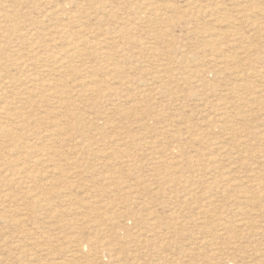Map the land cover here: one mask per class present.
Listing matches in <instances>:
<instances>
[{
	"label": "rangeland",
	"instance_id": "1",
	"mask_svg": "<svg viewBox=\"0 0 264 264\" xmlns=\"http://www.w3.org/2000/svg\"><path fill=\"white\" fill-rule=\"evenodd\" d=\"M0 17L18 136L0 155L27 170L0 163V264H264V0H0Z\"/></svg>",
	"mask_w": 264,
	"mask_h": 264
},
{
	"label": "bare ground",
	"instance_id": "2",
	"mask_svg": "<svg viewBox=\"0 0 264 264\" xmlns=\"http://www.w3.org/2000/svg\"><path fill=\"white\" fill-rule=\"evenodd\" d=\"M93 2H94V1H93ZM50 6H51V5H50ZM56 6H57V5H56ZM102 7H103V6H102ZM219 7H221V6H219ZM51 8H52V7H51ZM99 9L101 10L102 8H99ZM104 9H106V8H104ZM107 9H108V8H107ZM56 10H57V9H56ZM63 10H64V9H63ZM211 10H212V9H211ZM1 11H2V9H1ZM3 11H5V9H4ZM53 11H54V10H53ZM213 11H214V9H213ZM213 11H211V12H213ZM63 12H64V11H63ZM204 12H205V11H204ZM2 13H3V12H2ZM49 13H50V12H49ZM52 13H54V12H52ZM59 13H61V11H60ZM55 14H56V11H55ZM64 14H66V13H64ZM108 14H109V13H108ZM44 15H45V14H44ZM7 16H8V14H7ZM54 16L56 17V15H54ZM64 16H65V15H64ZM66 16H67V15H66ZM68 16H71L70 13H69ZM44 17H45V16H44ZM44 17H43V18H44ZM47 18H48V17H47ZM56 18H57V17H56ZM78 18H82V17H78ZM0 19H3V17H2V18L0 17ZM61 20H62V19H61ZM71 21H75V23H77L76 20H71ZM80 21H81V20H80ZM65 22H66V19H65ZM69 22H70V21H69ZM62 24H63V22H62ZM67 24H68V23H67ZM71 24H72V23H71ZM71 24H69V25H71ZM73 25H74V24H73ZM74 26H75V25H74ZM62 27H63V26H62ZM62 27H60V29H61ZM78 27H80V26H78ZM63 28H65V27H63ZM85 28H86V27H85ZM101 28H102V27H101ZM7 29H8V28H7ZM11 29H12V28H11ZM60 29H59V30H60ZM82 29H83V28H82ZM93 29H94V28H93ZM103 29H104V28H103ZM75 30H77V29H75ZM78 30H79V29H78ZM98 31H100V30L95 31V33L98 32ZM9 32H11V31H9ZM13 32H14V31H13ZM62 32H63V31H62ZM22 33H23V32H22ZM60 33H61V32H60ZM68 33H69V32H68ZM79 33H80V32H79ZM102 33H103V32H102ZM111 33H112V31H111ZM50 34H51V33H50ZM96 34H97V33H96ZM52 35H53V33H52ZM58 35H59V33H58ZM108 35H110V34H108ZM25 36H26V35H25ZM25 36H23V37H25ZM70 36H71V35H70ZM49 37H51V36H49ZM52 37H53V36H52ZM56 37H57V35H56ZM71 37H73V36H71ZM19 38H20V37H19ZM69 38H70V37H69ZM3 39H5V38L3 37ZM54 39H55V38H54ZM71 39H72V38H71ZM82 39H83V38H82ZM86 39H87V38H86ZM6 40H7V39H6ZM69 40H70V39H69ZM79 40H80V39H79ZM7 41H8V40H7ZM74 41H75V40H74ZM48 42H49V41H48ZM57 42H59V41H57ZM61 42H63V40H62ZM66 42H67V41H66ZM66 42H65V45L67 44ZM76 42H77V41H76ZM79 42H80V41H79ZM83 42H84V41H83ZM85 42H86V41H85ZM92 42H93V41H92ZM50 43H51V41H50L48 44L50 45ZM63 43H64V42H63ZM87 43H88V44H89V43L91 44L90 41H89V42H86V46L88 45ZM45 44H46V43H45ZM56 44H57V43H56ZM100 44H101V43H100ZM0 45H1V44H0ZM35 45L38 46V44H35ZM39 45H41V44H39ZM49 45H48V46H49ZM72 45H74L75 49L78 48V44H77V43H74V42H73ZM29 46H30V45H29ZM50 46H51V45H50ZM68 46H69V45H68ZM89 46H90L91 48H94V47H95L96 50H98V49L101 48V47L99 48V47H98V44H95V42L92 43V44L89 45ZM101 46H102V44H101ZM32 47H33V45H32ZM39 47H40V46H39ZM66 47H67V46H66ZM72 47H73V46H72ZM47 48L49 49V47H47ZM83 48H84V46H83ZM31 49H32V48H31ZM34 49H35V48H34ZM38 49H40V48H38ZM69 49H70V47H69ZM44 50H46V49H44ZM64 50H67V49H64ZM64 50H63V51H64ZM77 50L79 51V49H77ZM100 50H101V49H100ZM104 50H107V49H104ZM108 50H109V49H108ZM31 51H33V50H31ZM63 51H62V52H63ZM72 51H73V50H72ZM72 51H71V52H72ZM28 52H29V50H28ZM28 52H26V53H28ZM46 52H47V51H46ZM48 52H49V51H48ZM59 52H60V51H59ZM69 52H70V50H69ZM69 52H68V53H69ZM71 52H70V53H71ZM83 52H84V51H83ZM108 52H109V51H108ZM15 53H16V52H15ZM15 53H14V54H15ZM22 53H24V52H22ZM101 53H102V52H101ZM109 53H110V52H109ZM109 53H102V54H103L104 56L107 57V56H110ZM17 54H18V53H17ZM60 54H61V52H60ZM75 54H80V55H81V53H79V52H76ZM102 54H101V55H102ZM110 54H111V53H110ZM37 55H38V54H37ZM46 55H47V54H46ZM49 55H50V54H49ZM52 55H53V53H52ZM56 55H57V54H56ZM83 55H84V54H83ZM20 56H21V55H20ZM39 56H40V55H39ZM39 56H38V60H39ZM66 56H68V55H66ZM22 57H23V56H21V58H22ZM35 57H36V56H35ZM41 57H44V55H43V56L41 55ZM61 57H62V56H61ZM61 57H60V58H61ZM221 57H222V56H221ZM24 58H25V57H24ZM32 58H33V57H32ZM32 58H30V59H32ZM51 58H52V57H51ZM63 58H64V57H63ZM223 58L225 59V57H223ZM9 59H10V58H9ZM52 59H53V58H52ZM21 60H22V59H21ZM36 60H37V59H36ZM40 60H41V59H40ZM43 60H44V59H43ZM53 60H54V59H53ZM55 60H56V59H55ZM58 60H59V59H58ZM61 61L63 62L64 60L62 59V60H60V62H61ZM223 61H224V60H223ZM223 61H220V62H223ZM35 62H37V61H35ZM233 62H234V61H233ZM27 63H28V62H27ZM27 63H23V64H27ZM37 64H38V63H37ZM39 64H41V63H39ZM43 64H44V63H43ZM49 64H50V63H49ZM55 64H56V63H55ZM161 64H162V63H161ZM215 64H216V63H215ZM235 64H236V63H235ZM6 65H7V64H6ZM33 65H34V63H33ZM59 65L62 66V69H64V68L67 69L68 67L71 66V65H69L68 62L61 63V64H59ZM217 65H218V64H217ZM217 65H216V67H217ZM11 66H12V65H11ZM30 66H31V65H30ZM37 66H39V65H37ZM54 66H55V65H54ZM107 66H109V65H107ZM161 66H162V65H161ZM212 66H214V65L212 64ZM219 66H220V65H219ZM21 67H23V66H21ZM41 67H43V66H41ZM51 67H52V66H51ZM214 67H215V66H214ZM233 67H234V66H233ZM5 68H6V67H5ZM27 68H28V67H27ZM44 68H45V67H44ZM53 68H54V67H53ZM53 68H52V69H53ZM70 68H71V67H70ZM48 69H49V68H48ZM57 69H58V68H57ZM59 69H60V68H59ZM228 69H229V68H228ZM216 70L218 71V68H217ZM6 71H7V70H6ZM51 71H52V70H51ZM94 71H95V70H94ZM29 73H30V72H29ZM44 73L46 74V73H49V72H44ZM50 73H52V72H50ZM50 73H49V74H50ZM56 73H57V72H56ZM218 73H219V72H218ZM218 73H217V74H218ZM221 73H222V72H221ZM230 73H231V72H230ZM234 73H235V72H234ZM236 73H237V72H236ZM33 74H34V72H33ZM33 74H31V75H33ZM35 74H36V73H35ZM61 74H62V73H61ZM81 74H82V73H81ZM27 75H28V73H27ZM37 75H39V74H37ZM78 75H80V74H78ZM158 75H159V74H158ZM236 75H237V74H235V76H236ZM3 76H4V75H3ZM3 76H2V77H3ZM33 76H34V75H33ZM33 76H32V77H33ZM59 76H60V75H59ZM61 76H62V75H61ZM159 76H160V75H159ZM0 77H1V76H0ZM2 77H1V78H2ZM62 77H63V76H62ZM1 78H0V79H1ZM35 78H36V77H35ZM37 78H38V77H37ZM37 78H36V79H37ZM50 78H52V77H50ZM57 78H59V77H57ZM236 78H237V77H236ZM22 79H23V78H22ZM38 79H39V78H38ZM60 79H61V78H60ZM62 79H63V78H62ZM94 79H95V78H94ZM160 79H161V78H160ZM2 80H3V79H2ZM9 80H10V79H9ZM24 80H25V79H24ZM26 80H27V78H26ZM46 80L49 81V79H46ZM84 80L86 81V79H84ZM89 80H90V79H89ZM10 81H11V80H10ZM44 81H45V80H44ZM0 82H1V81H0ZM14 82H15V81H14ZM28 82H31V83H29V84L32 85V82H33V81L29 80ZM35 82H36V81H35ZM39 82H41V81H39ZM49 82H50V81H49ZM55 82H57V81H55ZM58 82H59V81H58ZM63 82H64V80H63ZM63 82H62V83H63ZM96 82H97V81H96ZM12 83H13V82H12ZM42 83H43V81H42ZM44 83H45V82H44ZM46 83H47V81H46ZM90 83H92V84L94 83V84H95V81L90 82ZM2 84H3V83H2ZM9 84H10V83H9ZM9 84H8V85H9ZM33 84H34V83H33ZM36 84H37V82H36ZM49 84H50V83H49ZM99 84H100V83H99ZM237 84H238V83H237ZM237 84H235V86H236ZM239 84H240V83H239ZM25 85H26V84H25ZM100 85H101V84H100ZM100 85H99L98 87H96L95 89H93V88L91 87L92 90H93V92L95 91V92H97V93H100L102 90H104L103 87L100 86ZM104 85H105V84H104ZM26 86H28V85H26ZM35 86H36V85H35ZM53 86H54V85H53ZM55 86H57V85H55ZM93 86H95V85H93ZM105 86H107V85H105ZM237 86H238V85H237ZM240 86H241V85H240ZM37 87H38V86H37ZM48 87H49V86H48ZM58 87H59V86H58ZM25 88H27V87H25ZM52 88H54V87H52ZM31 89H32V88H31ZM33 89H36V88H33ZM33 89H32V90H33ZM41 89H42V88H41ZM4 90L7 91L8 89H4ZM47 90H48V89H47ZM47 90H46V91H47ZM231 90H232V89H231ZM23 91H25V90H23ZM27 91H28V90H27ZM27 91H26V92H27ZM29 91H30V90H29ZM35 91H37V90H35ZM39 91H40V90H39ZM0 92H1V88H0ZM2 92H5V91H2ZM6 93H7V92H6ZM14 93H15V92H14ZM23 93H24V92H23ZM41 93H43V92H41ZM48 93H49V92H48ZM55 93H56V92H55ZM1 94H2V93H1ZM26 94H27V93H26ZM44 94H45V93H44ZM235 94H236V93H235ZM4 95H5V94H4ZM7 95H11V94H7ZM16 95H18V94H16ZM27 95H28V94H27ZM29 95H30V94H29ZM29 95H28V96H29ZM35 95H36V94H35ZM93 95H94V94H93ZM21 96H22V95H21ZM32 96H33V95H32ZM40 96H41V95H40ZM42 96H44V95H42ZM53 96H54V95H53ZM38 97H39V95H38ZM19 98H23V97H19ZM25 98H26V97H25ZM30 98H31V97H30ZM30 98H29V99H30ZM34 98H35V97H34ZM44 98H45V97H44ZM44 98H43V99H44ZM46 98H47V97H46ZM46 98H45V100H46ZM4 99H5V98H4ZM47 99H49V98H47ZM51 99H52V98H51ZM229 99H230V98H229ZM232 99H233V98H232ZM238 99H239V98H238ZM1 100H3V99H0V101H1ZM7 100L10 101V99H7ZM21 100H22V99H21ZM36 100H37V98H36ZM15 101H16V100H15ZM19 101H20V100H19ZM32 101H33V98H32ZM43 101H44V100H43ZM10 102H11V101H10ZM16 102H17V101H16ZM234 102H235V100H234ZM2 103H3V102H2ZM5 103H6V102H5ZM27 103H28V102H27ZM31 103H32V102H31ZM223 103H224V102H223ZM8 104H9V103H8ZM229 104H230V103H229ZM2 105H5V104H2ZM13 105H14V104H13ZM20 105H21V104H19V106H20ZM24 105H25V104H24ZM33 105H34V104H33ZM9 106H10V105H9ZM17 106H18V104H17ZM17 106H13V107H17ZM41 106H42V104H41ZM0 107H1V106H0ZM21 107H22V106H21ZM233 108H234V107H233ZM233 108H230V109H233ZM8 109H10V108H8ZM22 109H23V108H22ZM2 110H3V111H2V114H6L5 108H2ZM12 110H13V109H12ZM17 111H20V110H17ZM17 111H16V112H17ZM22 111H23V110H22ZM51 111H52V110H51ZM222 111H223V110H222ZM227 111H228V110H227ZM24 112H25V111H24ZM32 112H33V111H32ZM229 112H230V111H229ZM7 113H10V112H7ZM11 113L13 114V112H11ZM11 113H10V114H11ZM17 114H18V113H17ZM0 115H1V114H0ZM53 115H54V114H53ZM102 116H103V115H102ZM220 117H221V116H220ZM231 117H232V116H231ZM2 118H3V117H2ZM2 118H0V119H2ZM10 118H11V117H10ZM12 118H13V117H12ZM50 118L53 119V118H55V116H53V118H52V117H50ZM69 118H70V117H69ZM22 119H23V118H22ZM225 119H226V118H225ZM227 119H228V118H227ZM227 119H226V120H227ZM231 119H232V118H231ZM26 120H27V119H26ZM53 120H54V119H53ZM55 120L58 121L56 118H55ZM65 120H67V118H66ZM65 120H64V121H65ZM223 120H224V119H223ZM3 121H5V120H3ZM3 121L0 120V133H1V131H2L5 135H8V137L11 138V141H12L13 143H15L16 140L18 139L17 134H13V133H14V132H13L14 130H12V127H11V126H10L11 128L8 127V125H7L8 123H4ZM6 121H7V120H6ZM21 121L23 122V120H21ZM21 121H20V122H21ZM24 121H25V120H24ZM27 121H28V120H27ZM48 121H49V120H48ZM227 121H228V120H227ZM7 122H9V121H7ZM22 122H21L20 124H22ZM34 122H35V121H34ZM51 122H52V121H51ZM59 122H60V121H59ZM59 122H58V123H55V124H53V125H51V126H54V127H53V128L51 127L52 129L50 128L51 130L49 129L50 131H48V134H46V135H44V136H53V137L55 136V137H57V136L60 134V133H59V130L57 129V128L60 126V123H59ZM12 123H13V122H12ZM17 123H19V121H18ZM23 123H24V122H23ZM28 123H29V122H28ZM32 123H33V122H32ZM10 124H11V123H10ZM30 124H31V123H30ZM15 125H17V124H15ZM24 125H25V124H24ZM24 125H23V127H24ZM223 125H224V124H223ZM27 126H28V125H27ZM27 126H26V128H27ZM31 126H32V125H31ZM13 127H14V126H13ZM28 127H29V126H28ZM49 127H50V126H48V128H49ZM16 128H17V127H16ZM26 128H25V129H26ZM61 128H62V127H61ZM61 128H60V129H61ZM19 130H20V129H19ZM26 130H27V129H26ZM28 130H29V129H28ZM47 130H48V129H47ZM21 131H22V130H21ZM21 131H20V133H19L20 135L22 134ZM25 132H26V131H25ZM46 132H47V131H46ZM46 132L44 131V133H46ZM27 133L30 134V130H29ZM4 134H3V135H4ZM23 134H24V136H26L25 133H23ZM28 134H27V135H28ZM41 134H42V133H41ZM3 135H2V137H4ZM20 135H19V136H20ZM42 136H43V134H42ZM6 137H7V136H6ZM20 137H21V136H20ZM61 137H62V136H61ZM119 137H121V136H119ZM59 138H60V137H59ZM5 139H6V138H5ZM42 139H43V138H42ZM52 139H53V138H52ZM49 140H50V139H49ZM56 140H58V138H57ZM126 140H127V138H126ZM26 142H27V141H26ZM26 142H25V143H26ZM54 142H55V141H53V143H54ZM2 143H3V142H2ZM27 143H28V142H27ZM124 143H125V142H124ZM0 144H1V143H0ZM3 145H4V144H3ZM4 146H5V145H4ZM4 146H3V147H4ZM8 146H9V145H8ZM13 146H14V145H13ZM23 146H24V145H23ZM28 146H30V145L28 144ZM52 146H53V145H52ZM5 147H6V146H5ZM9 147L11 148V146H9ZM21 147H22V146H21ZM33 147H34V146H33ZM35 147H36V146H35ZM23 148H24V147H23ZM53 148H55V147H53ZM1 149H2V148H1ZM13 149L16 150V149H17V146H15ZM32 149H33V148H32ZM35 150H36V149H35ZM39 150H40V149H39ZM46 150H47V149H46ZM25 151H26V150H25ZM43 151H44V150H42V152H43ZM0 152H1V150H0ZM8 152H9V151H8ZM19 152H20V151H19ZM54 152H55V151H54ZM10 153H11V152H9V154H10ZM52 153H53V152H52ZM55 153H56V152H55ZM11 154H12V156H14L13 153H11ZM18 154H19V153H18ZM20 154L22 155V152H21ZM38 154H41V153L38 152ZM38 154H36V155H38ZM45 154H48V153H45ZM56 155H57V154H56ZM32 156H33V154H32ZM38 156H39V155H38ZM41 156H42V154H41ZM41 156H40V157H41ZM49 156H51V155L49 154ZM49 156H46V157L48 158ZM152 156H153V155H152ZM159 156H160V155H159ZM40 157L37 158V160H39ZM46 157H43V158H46ZM34 158H35V157H34ZM157 158H158V157H157ZM8 159H9V158H8ZM26 159H27V158H26ZM32 159H33V158H32ZM51 159H52V158H51ZM2 160L4 161L5 164H7V152H5L4 154L0 155V163H2ZM20 160H21V159H20ZM33 160H34V159H33ZM35 160H36V158H35ZM48 160H49V159H48ZM127 160H128V159H127ZM159 160H160V159H159ZM28 161H29V159H28ZM31 161H32V160H31ZM51 161H54V160H51ZM65 161H66V159H65ZM39 162H40V161H39ZM44 162H45V161H44ZM47 162H48V161H47ZM66 162H67V161H66ZM8 163H9V164H7V165H9V167H10V168H8V170H9L10 173H11V171H12V175H17V176L19 177V174H20L21 172H24V171H25V170H24L25 168L23 169V167H20V166H19L20 164H19V161H18V159H17L16 157H12V158L10 157V161H9ZM41 163H43V161H42ZM48 163H49V162H48ZM50 163H51V162H50ZM52 164H53V163H52ZM67 164H68V163H67ZM0 165H2V164H0ZM22 165H24V164L22 163ZM53 165H54V164H53ZM55 165H56V164H55ZM5 166H6V165H5ZM41 166H43V165H41ZM50 166H51V165H50ZM3 167H4V164H3ZM38 167H39V166H38ZM46 167H48V166H46ZM0 168H1V167H0ZM49 168H50V167H49ZM51 168H52V167H51ZM51 168H50V169H51ZM37 169H38V168H37ZM52 169H54V168H52ZM8 170H7V171H8ZM30 170H31V169H30ZM118 170H119V169H118ZM26 171H27V170H26ZM26 171H25V172H26ZM28 171H29V170H28ZM48 171H49V170H48ZM51 171H52V170H51ZM55 171H56V169H55ZM4 172H5V171H4ZM46 172H47V171H46ZM57 172H58V171H57ZM59 172H60V171H59ZM54 173H55V172H54ZM115 173H116V172H115ZM4 174L6 175V174H8V173L5 172ZM1 175H2V174H1ZM22 175H23V174H22ZM22 175H21V176H22ZM24 175H25V174H24ZM26 175H27V174H26ZM48 175H49V173H48ZM51 175H52V174H51ZM52 176H55V174L52 175ZM114 177H115V176H114ZM114 177H113V178H114ZM11 178H12V177H10V180H12ZM26 178H27V177H26ZM34 178H35V177H34ZM51 178H52V177H51ZM3 179H7V178H4V176H3ZM13 179H14V176H13ZM32 179H33V178H32ZM15 180H16L15 182H17L16 176H15ZM30 180H31V179H30ZM0 181H1V180H0ZM4 181H5V180H4ZM12 181H13V180H12ZM20 181H21V179H20ZM33 181H34V180H33ZM5 182H6V181H5ZM5 182H4V183H5ZM31 182H32V181H31ZM31 182H30V183H31ZM2 183H3V182H2ZM2 183H1V184H2ZM20 183H21V182H20ZM20 183H19V184H20ZM15 184H17V183H15ZM28 184H29V183H28ZM28 184H26V185H28ZM3 185L5 186V184H3ZM3 185H1V186H3ZM29 185H30V184H29ZM119 185H120V184H119ZM122 185H123V184H122ZM126 185H127V184H126ZM1 186H0V187H1ZM6 186H7V185H6ZM22 186H23V185H22ZM120 187H121V186H120ZM123 187H124V186H123ZM6 188H7V187H6ZM124 188H125V187H124ZM127 188H128V186H127ZM2 189H3V188H1V190H2ZM4 189H5V188H4ZM27 189H29V188H27ZM32 190H33V189H32ZM125 191H126V190H125ZM0 192H1V191H0ZM129 192H130V190H129ZM135 192H136V191H135ZM6 193H7V192H6ZM30 195H32V194L30 193ZM131 195H132V193H131ZM4 197L7 198V194L4 193ZM8 197H9V196H8ZM34 197H35V195H34ZM38 197H39V196H38ZM36 198H37V197H36ZM39 198L41 199L42 197H39ZM46 198H47V197H46ZM4 199H5V198H3V200H4ZM33 200H34V199H33ZM37 200H38V199H37ZM42 200H43V199H42ZM44 200H46V199H44ZM47 200H48V199H47ZM5 201H6V200H5ZM29 201H30V198H29ZM38 201L40 202V200H38ZM30 202H31V201H30ZM30 202H29V203H30ZM43 202H44V201H43ZM46 202H47V201H46ZM35 204H36V203L33 202V205H35ZM33 205H32V207H33ZM37 205H38V204H37ZM37 205H36V206H37ZM36 206H34V207L36 208ZM34 207H33V208H34ZM197 208H198V207H197ZM3 220H4V219H3ZM43 235H44V234H43ZM20 252H21V251H20ZM55 261H56V260H55ZM57 261H58V259H57ZM61 262H63V261H61ZM61 262H60V263H61ZM53 263H54V262H53ZM57 263H58V262H57ZM57 263H54V264H57ZM49 264H50V263H49Z\"/></svg>",
	"mask_w": 264,
	"mask_h": 264
}]
</instances>
